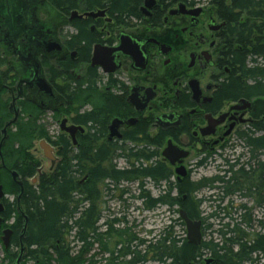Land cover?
<instances>
[{"label": "flooded vegetation", "instance_id": "1", "mask_svg": "<svg viewBox=\"0 0 264 264\" xmlns=\"http://www.w3.org/2000/svg\"><path fill=\"white\" fill-rule=\"evenodd\" d=\"M121 1L0 0V98L8 96L10 107L17 106L19 120L21 116L41 120L52 114L59 124L56 136L68 137L62 129L64 121L66 127L82 128L75 134L76 143L72 140L73 150L82 149L88 137L94 152L105 148L116 154L115 166L123 160V166H117L121 172L135 168L142 172L141 164L143 168L160 164L164 170L157 178L160 183L151 176H139L138 191L146 197L147 211L160 206L174 213L170 194L173 197L175 184H192L196 171L211 165L213 158L236 152L239 133L251 130L262 135L251 129L254 112L260 111L259 98L244 90L253 82L241 76L240 71H246L236 64L242 50L230 39L229 22L214 0H136L127 10ZM71 89L75 97L68 115L64 91ZM10 107L6 105L7 122L15 116ZM104 107L114 111L103 110L102 125H96L95 118L84 125L83 115L99 113ZM114 121L119 123L111 139ZM52 147L60 161L62 147ZM166 150L167 159L162 156ZM170 151L173 160L187 156L172 166ZM128 154L154 156L137 161L129 160ZM44 161L50 171L51 163L45 158L40 167L44 169ZM256 163L250 160L247 165ZM176 171L185 177L179 181ZM251 172L253 178L259 174L257 168ZM148 182L158 193L154 199ZM124 187L123 195H127ZM160 197L166 204L152 207L150 201ZM99 223L103 229L90 231L88 263L108 264L111 259L118 264H174L170 229L160 239L152 229H131L127 241L123 229L115 227L119 220L109 224L104 215ZM207 225L208 221L202 229ZM258 227L255 245L260 247L264 226L258 222ZM143 234L147 240L141 239ZM16 235L14 231L11 246ZM17 241L20 248L19 236ZM33 242L28 231L23 240L24 263L33 259L29 253ZM104 245L107 251L101 249ZM208 259L212 264L219 262L203 250L188 264H206ZM254 259L253 264L264 260L259 255Z\"/></svg>", "mask_w": 264, "mask_h": 264}, {"label": "trees", "instance_id": "2", "mask_svg": "<svg viewBox=\"0 0 264 264\" xmlns=\"http://www.w3.org/2000/svg\"><path fill=\"white\" fill-rule=\"evenodd\" d=\"M69 1V0H63ZM136 0H122L121 7L127 10ZM133 3V4H131ZM214 5L222 15L223 19L229 22L230 39L237 43V53L239 68L245 69V74L241 72L244 79L253 82L252 86H243L245 92L251 93L252 97L259 98L256 107L260 110L255 111V126L263 132L256 136L254 132H242L238 134V140L243 145V152L235 161L225 159L224 171L222 176L211 180H201L198 183L186 185L175 184L174 197L170 194V210L177 207L183 209L192 220H202L206 225L209 218H202L200 207L203 201H198L194 194L201 189L209 187L218 192V210L210 216L215 218L223 214L227 224L222 226L218 233L221 238L218 243L212 237L215 233L212 226L207 225L203 231V242L196 247L188 244L187 239L179 240L174 236V226L170 227V258L174 259V264H188L195 260L199 251H208L213 258L218 259L217 264H248L255 263L254 256L259 255L264 258V245H255V236L248 235L244 230L258 228V222L264 226V64L258 63L260 59L264 62V0H214ZM1 66V65H0ZM244 75V76H243ZM242 90L241 87L239 89ZM64 94L68 98V105L65 112L71 115L74 104L75 93L72 89L65 90ZM104 111L99 113L85 114L81 120L87 125L91 121L103 124ZM106 115V114H105ZM6 104L0 101V141L2 138L1 130L8 121ZM76 123V122H75ZM94 123V124H95ZM16 130V132H13ZM38 131V132H37ZM97 138V136H96ZM46 140L52 145L62 147L58 161L53 171L43 173L37 183L33 185L32 179L38 175L40 160H37L31 153L35 142ZM100 140V139H98ZM84 147L78 151L73 150L72 141L66 135H58L52 138L40 123L39 119L21 118L16 125L9 131V139L2 149V156L5 161L6 169L0 168V185L3 186L6 195L14 196L15 200L6 204V211L2 215L5 222L16 215V222L11 227L17 232L12 242V247L19 248L18 236L23 227L24 220L18 214L17 196L19 187L10 180L9 171H16L24 183V194L21 199V206L28 216L29 222L27 233L34 238L31 247L32 264H90L89 256V236L92 229H98V224L103 221L102 210L106 209V199H111L118 191L121 182H135L139 176H151L157 184L159 174L163 168L158 164L155 168L141 167L132 171L121 172L115 166L114 157L103 148L99 152L91 150L89 138L83 140ZM259 154H263L260 157ZM118 157L123 155L117 154ZM154 155L147 154H128L129 160L140 161L147 158L150 161ZM62 158V160H61ZM247 161L244 162L243 161ZM250 160L257 162L255 165H247ZM135 167V166H133ZM258 169L259 174L253 178L251 170ZM113 182L115 186L110 183ZM217 184L216 186H214ZM196 187V188H195ZM123 194L126 191H120ZM187 195L185 201L183 196ZM249 201L247 204L236 205L233 198ZM146 204V197H141ZM228 201V206L222 205ZM152 207H156L166 201L162 197L150 201ZM215 200L211 202L214 204ZM234 215L231 217V210ZM175 212V211H174ZM255 212L260 215L257 220ZM179 214V209L177 211ZM236 216V217H235ZM255 216V217H254ZM116 222V221H115ZM186 232L185 223L179 218L176 221ZM3 225L1 228H4ZM232 227V228H231ZM127 241L129 232L123 230ZM248 236H247V235ZM130 236V235H129ZM132 236V234H131ZM130 236V237H131ZM71 237L75 243L67 241ZM209 237V238H208ZM263 239V237H262ZM98 239H95V242ZM103 245V243H102ZM33 247H35L33 249ZM107 251L106 246L101 247ZM263 254V255H262ZM200 254L199 257H201ZM17 255L7 253L8 260L17 259ZM36 263H35V262ZM26 264V263H24ZM108 264H118L109 260Z\"/></svg>", "mask_w": 264, "mask_h": 264}, {"label": "rangeland", "instance_id": "3", "mask_svg": "<svg viewBox=\"0 0 264 264\" xmlns=\"http://www.w3.org/2000/svg\"><path fill=\"white\" fill-rule=\"evenodd\" d=\"M258 63L263 65L264 62H261V60H258ZM3 100V102L7 105V107L11 105V100L8 96L2 97L0 98V101ZM85 105V104H84ZM21 118H23V116H21ZM40 119V118H39ZM41 124L49 130V134L51 137H55L56 134L60 131L59 130V124L58 122L55 121L54 116L52 114H47L46 116H44L43 118H41ZM13 132H16V130H14ZM39 141L35 142L33 149L31 150V153L35 156V158L37 160L42 161V159L44 158L42 155V152L39 150ZM240 148L237 149L236 152L234 153H230V154H222L220 156H216V158L212 159V164L211 165H207L204 168H200L198 169V171H196L195 176H193V182H191L192 184L194 183H198L201 180H211L214 179L218 176H222L223 175V171L224 169V165H225V159H227L228 161H235L236 159H238V157L241 155V153L243 152V145L242 143H238ZM241 144V145H240ZM243 149V150H241ZM37 151V153H36ZM242 151V152H241ZM245 151V150H244ZM247 162L246 160L243 161ZM117 166L121 167L123 166L124 162L123 160H117ZM42 165L44 166V173H48L49 172V164L47 162H42ZM1 162H0V168H1ZM41 168V167H40ZM11 180V178H10ZM123 185H125L124 189H128L129 193L126 195H123L122 192L123 191ZM121 184L118 187V191L114 194V197H112L111 199H106V213L105 215V220H107L109 222V224L114 221V220H119L120 224L118 226H115L117 229H123L126 231H129L131 229H139L140 231L145 230V229H152L154 232V235H156L157 239H160L161 234L166 230V229H170L171 226H174V236H177V239L179 240H183L186 238L187 234L186 232L183 231V229L181 227H179L178 224H176V221L180 218L179 214L177 213L178 208L175 207L173 208V210L175 211L174 213L172 212H168L167 209L162 208V207H158L157 209H155L154 211H147L145 209V204L143 202V200L141 199V192L138 191V189L140 187H138L137 182H133L132 184ZM217 184H215L214 186H216ZM122 186V187H121ZM150 189V193L152 194V199H154L155 196L158 195V193L156 192V190L153 187V184L151 182H148V186ZM196 188V187H195ZM199 190L194 194V196H196V199L198 201H203V203L201 204L200 207V212L202 214V218H209L208 220V225L212 226V231L213 233L215 232H219L222 228V226L224 224H227L229 221L226 220H222L224 218L223 214L221 213L220 216L218 217H211V215H213L214 213H220V211L218 210V192L215 189L206 187L200 190L201 187H198ZM174 197V195H173ZM140 198V199H139ZM234 199V203L238 206L240 204H247L249 207L251 206L249 201L246 200H241L240 198H233ZM15 200L14 196H8L6 199V204H9V202H13ZM215 200L214 204H211V202ZM228 201H225L222 205L224 206H228L227 204ZM133 207V208H132ZM233 212H231V217H233L234 215V209L231 210ZM16 215L14 214V217H12L11 220L5 222V227L0 229V264H13L15 259L12 260H8L7 258V253L9 252V254L11 255H17L19 253V248L17 247H11L9 249V251H6L3 242L1 240L2 238V232L6 229H10L12 226H14L15 222H16ZM256 216V219L259 220L260 219V215L257 214V212H255L254 214ZM254 216V217H255ZM236 217V216H235ZM151 219V220H150ZM99 227H102L101 229H103V224L99 223L98 225ZM114 227V228H115ZM232 228V227H231ZM259 228V227H258ZM258 228L257 229H253V230H244L243 231L248 235H254V234H258ZM146 231V230H145ZM246 234V235H247ZM247 235V236H248ZM215 239V243H218V241H220V237L218 235V233L214 234V236H212ZM209 238V237H208ZM141 239L147 240L146 236L143 234L141 236ZM149 240V239H148ZM67 241L75 243V241L71 238L68 237ZM30 250V248H29ZM29 262L26 259L25 263L29 264ZM104 264V262H101ZM24 264V263H23ZM32 264V263H30ZM260 264H264V260L260 263Z\"/></svg>", "mask_w": 264, "mask_h": 264}, {"label": "water", "instance_id": "4", "mask_svg": "<svg viewBox=\"0 0 264 264\" xmlns=\"http://www.w3.org/2000/svg\"><path fill=\"white\" fill-rule=\"evenodd\" d=\"M15 104V102H14ZM10 112L12 114H14V118L5 124V127L2 129V139L0 141V157H1V150H2V147L5 145L6 141L8 140L9 136H8V130L9 128H11L13 125H15L19 119V111H18V108L16 105H12L10 107ZM66 123L67 121H64L62 123V129L63 131L68 134L72 140H74V134L77 133L78 129L75 128V127H66ZM39 147L41 149V151L43 152V155L45 158L49 159L52 161L53 165L56 164V159L54 158V148L49 144L47 143L45 140L41 141L40 144H39ZM168 150H166L162 156L167 159L168 158ZM185 156L187 155H180L178 158L176 157L175 160L172 159V154H171V151H170V162L172 163V165H175L176 164V161H178L180 158H184ZM3 163V166L5 167L4 165V162L2 161ZM178 174L179 171H177ZM11 179L13 182L17 183L18 186H20L21 188V193L19 194V196L17 197V203H18V212L20 214V216L23 218L24 220V223H23V233H22V236L21 238H26L27 236V227H28V222H29V219L28 217L24 214L23 212V208L21 206V199H22V196L24 194V183L20 180V177L18 175L17 172L15 171H12L11 172ZM37 182V178H35L33 180V183H36ZM6 195H5V192H4V189H3V186H0V227L2 226V224L4 223L3 219L1 218V214L5 212V206H4V199H5ZM181 218L183 219V221L185 222L188 230H189V236H188V239L190 241V243H194V244H199L201 243V237H202V234H201V229H200V223H195L194 221L190 220L187 216V214L183 211L181 213ZM11 233H12V230H5L2 232V242H3V245L7 250L10 249V246H11V240H12V237H11ZM25 249L23 248L22 246V250L20 252V254L18 255V258L17 260L13 263V264H22V262L24 261L25 259ZM207 264H212V260L208 261Z\"/></svg>", "mask_w": 264, "mask_h": 264}, {"label": "bare ground", "instance_id": "5", "mask_svg": "<svg viewBox=\"0 0 264 264\" xmlns=\"http://www.w3.org/2000/svg\"><path fill=\"white\" fill-rule=\"evenodd\" d=\"M117 123H119L118 121H114L113 122V128H112V134H111V139L112 138H114V136H115V134L113 133V129L114 128H116V125H117ZM76 128V127H75ZM78 130H80V131H83V129L82 128H77ZM76 134V133H75ZM75 134H74V143H76L75 141H76V138H75ZM55 159H56V164H54L53 165V163H52V161L51 160H49V159H47V158H45L47 161H49L50 163H51V169H50V171H53L54 170V168L56 167V165H57V163H58V161H59V158L58 157H54ZM177 162V161H176ZM172 166H174V165H172ZM43 168H40L39 169V176H42V174H43ZM176 173H177V175L179 176V181L181 180V177H185V174L184 173H182L183 175H181V174H178V172L176 171ZM38 175L35 177V178H37V179H39L38 177H39ZM33 180H34V178L32 179V181H31V183L33 184V185H35V183H33ZM13 182V181H12ZM14 184H16L17 186H18V184L17 183H15V182H13ZM19 187V191H20V193H21V188H20V186H18ZM25 191V190H24ZM19 193V194H20ZM19 196V195H18ZM17 196V197H18ZM18 207V206H17ZM6 209V208H5ZM17 210H18V208H17ZM185 212L186 213V211L185 210H181L180 212H179V216H180V219L183 221V219L181 218V213L182 212ZM23 212H24V210H23ZM4 213H2L1 215H3ZM24 214H25V212H24ZM187 214V213H186ZM20 215V214H19ZM26 215V214H25ZM27 216V215H26ZM187 216H188V214H187ZM28 217V216H27ZM1 218L3 219V221H4V223H5V220H4V218L1 216ZM189 218V217H188ZM190 219V218H189ZM190 220H192V219H190ZM192 221H194L195 223H200V229H201V234H202V237H201V243H199V244H194V243H190V241H189V239H188V236H189V230H188V228H187V226H186V224H185V229H186V234H187V236H186V239H187V242H188V244H190V245H193V246H196V247H199V246H201V244H202V242H203V221L202 220H192ZM184 222V221H183ZM185 223V222H184ZM6 230H12L11 228L10 229H6ZM5 231V230H4ZM13 233H14V231L12 230V233H11V237H12V235H13ZM22 233H23V229H21V231H20V234H19V240H20V248H19V253H18V255L20 254V252H21V250H22V246H23V248L25 249V252H24V254H26V247H25V245H24V243H23V240L25 239V237L24 238H21V236H22ZM18 258V257H17ZM17 260V259H16ZM15 260V261H16ZM25 260V259H24ZM211 259H208L207 261H206V264H207V262L208 261H210ZM14 261V262H15ZM23 263V262H22Z\"/></svg>", "mask_w": 264, "mask_h": 264}]
</instances>
